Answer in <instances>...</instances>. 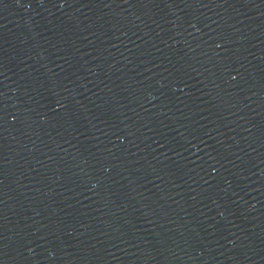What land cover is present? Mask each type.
I'll use <instances>...</instances> for the list:
<instances>
[{
	"label": "water",
	"instance_id": "obj_1",
	"mask_svg": "<svg viewBox=\"0 0 264 264\" xmlns=\"http://www.w3.org/2000/svg\"><path fill=\"white\" fill-rule=\"evenodd\" d=\"M0 264H264V0H0Z\"/></svg>",
	"mask_w": 264,
	"mask_h": 264
}]
</instances>
